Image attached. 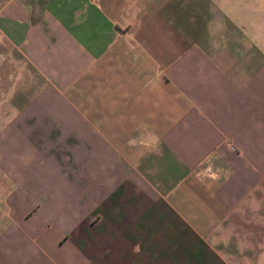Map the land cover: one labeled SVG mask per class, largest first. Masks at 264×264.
Returning a JSON list of instances; mask_svg holds the SVG:
<instances>
[{
  "label": "crops",
  "instance_id": "obj_1",
  "mask_svg": "<svg viewBox=\"0 0 264 264\" xmlns=\"http://www.w3.org/2000/svg\"><path fill=\"white\" fill-rule=\"evenodd\" d=\"M0 264H264V0H0Z\"/></svg>",
  "mask_w": 264,
  "mask_h": 264
},
{
  "label": "rangeland",
  "instance_id": "obj_2",
  "mask_svg": "<svg viewBox=\"0 0 264 264\" xmlns=\"http://www.w3.org/2000/svg\"><path fill=\"white\" fill-rule=\"evenodd\" d=\"M4 177H6L5 173L0 170V227L12 220L14 221V218L11 219L9 215L12 205L5 200L8 193H10L14 187L6 185Z\"/></svg>",
  "mask_w": 264,
  "mask_h": 264
}]
</instances>
